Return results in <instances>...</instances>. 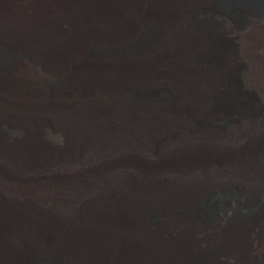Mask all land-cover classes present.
<instances>
[{
  "label": "bare ground",
  "instance_id": "6f19581e",
  "mask_svg": "<svg viewBox=\"0 0 264 264\" xmlns=\"http://www.w3.org/2000/svg\"><path fill=\"white\" fill-rule=\"evenodd\" d=\"M221 1L0 0L28 55L0 66V264H187L203 231L239 262L264 237V209L197 214L228 185L264 199V0Z\"/></svg>",
  "mask_w": 264,
  "mask_h": 264
},
{
  "label": "rangeland",
  "instance_id": "374dc122",
  "mask_svg": "<svg viewBox=\"0 0 264 264\" xmlns=\"http://www.w3.org/2000/svg\"><path fill=\"white\" fill-rule=\"evenodd\" d=\"M216 3L222 4L221 0H215ZM188 15L191 17L194 16L193 10H188ZM240 17V16H239ZM238 17V18H239ZM196 19L191 20L189 22L190 27L198 25ZM212 23V22H211ZM209 24L208 26L213 27V24ZM145 31H142V35L140 37L141 42L146 40L147 38H156L160 32H162V27L160 28H154V29H144ZM155 36V37H154ZM134 45H129L123 48L119 49H92L87 51L89 52L90 57L96 58V57H104L106 55H117L120 52H125L128 50H132ZM11 57H19V59L22 63H28V55L24 51H9L7 48L0 47V66L6 65ZM37 74H42L38 69L36 70ZM234 73V72H232ZM231 80H234V74H232ZM59 81L53 79L47 82V86L49 88L51 87H58ZM132 92L135 90L130 89ZM134 93L147 98L148 94H153L156 96H165V92L162 89H158L154 92L149 91H142L138 90ZM223 100V97L217 96L216 101L220 102ZM247 102L250 103L251 109H255V105H252V98L250 96L247 97ZM0 132L5 135H9L10 131L7 130L4 127L0 128ZM227 200L229 201V210H232L228 212V215L221 220V222H224L225 225H228L230 227L238 226L237 220H239V217L244 215V213H250L251 216H255L258 213H260L261 209H264V199L256 200L252 202L249 205L248 211L245 208V204L243 201V197L239 189L235 186L228 185L225 187V189L214 195L209 202L204 203L198 208L197 214L199 216V219L203 221V223L210 224L212 222H215L214 220V212L217 210H221V206H219V201ZM218 203V204H217ZM189 209V210H188ZM186 210L191 212L190 204L187 205ZM151 220L155 221L158 218L157 214H151L150 216ZM254 225L251 224V226ZM257 229L255 227H252L251 232L249 234V237L247 239V243L249 247L243 251V253L240 252L241 256L239 257V262H235L231 259V256L225 252L224 249L216 250V249H210L209 244H207L206 237L208 236L206 232H198L195 233V235H191V238L189 237L188 242H195L200 249L194 251V249H190L189 251H186L184 254V260L187 261V264H199L202 262L203 264H264V237H259L258 234H256ZM220 241V240H219ZM18 242V241H17Z\"/></svg>",
  "mask_w": 264,
  "mask_h": 264
}]
</instances>
